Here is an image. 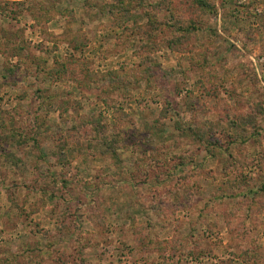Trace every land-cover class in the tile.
Here are the masks:
<instances>
[{"label": "rangeland", "instance_id": "rangeland-1", "mask_svg": "<svg viewBox=\"0 0 264 264\" xmlns=\"http://www.w3.org/2000/svg\"><path fill=\"white\" fill-rule=\"evenodd\" d=\"M0 264H264V0H0Z\"/></svg>", "mask_w": 264, "mask_h": 264}]
</instances>
